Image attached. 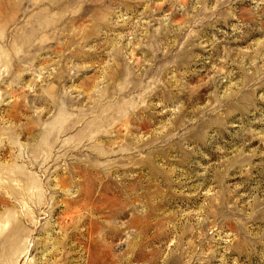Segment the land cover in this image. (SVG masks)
<instances>
[{"label":"rangeland","instance_id":"obj_1","mask_svg":"<svg viewBox=\"0 0 264 264\" xmlns=\"http://www.w3.org/2000/svg\"><path fill=\"white\" fill-rule=\"evenodd\" d=\"M0 264H264V0H0Z\"/></svg>","mask_w":264,"mask_h":264}]
</instances>
